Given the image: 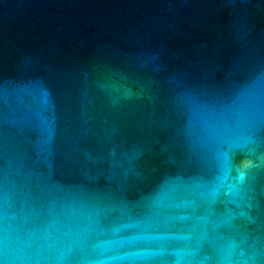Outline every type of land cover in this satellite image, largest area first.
Masks as SVG:
<instances>
[{
  "label": "water",
  "instance_id": "obj_1",
  "mask_svg": "<svg viewBox=\"0 0 264 264\" xmlns=\"http://www.w3.org/2000/svg\"><path fill=\"white\" fill-rule=\"evenodd\" d=\"M0 264H264V0H0Z\"/></svg>",
  "mask_w": 264,
  "mask_h": 264
}]
</instances>
